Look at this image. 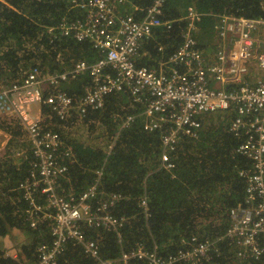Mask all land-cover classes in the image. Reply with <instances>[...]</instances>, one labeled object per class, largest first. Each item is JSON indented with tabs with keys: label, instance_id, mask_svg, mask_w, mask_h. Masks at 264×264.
<instances>
[{
	"label": "built area",
	"instance_id": "obj_1",
	"mask_svg": "<svg viewBox=\"0 0 264 264\" xmlns=\"http://www.w3.org/2000/svg\"><path fill=\"white\" fill-rule=\"evenodd\" d=\"M163 1L154 0L144 10L132 4L134 13L120 12L126 0H81L77 3L81 16L70 24L62 18L56 26L66 36L89 42L100 56L91 63L66 53L67 59L59 60V64L69 62L66 68L42 71L37 66L0 88V117L17 120L27 135L28 148L20 147L17 156L30 153L28 173L14 188L19 196L16 208L30 228L44 226L49 235L35 247V264H56L68 241L89 255L90 262L114 263L101 256L96 238L88 237L85 228L111 232L120 241L126 218L114 214L113 208L123 196L97 191L101 167L79 193L61 183L67 162L75 155L52 123V117L65 121L77 114L82 118L88 108H102L103 96L113 90L127 92L134 103L142 104V110L127 115L121 127L139 115L145 131H157L163 169L174 167L170 154L184 139L197 137L205 114L230 108H235L236 115L229 132L244 138L235 151L249 160L244 169H238L246 183L243 205L230 209V222L222 233L212 239L193 234L167 255L138 243L121 252L123 264L131 259L148 264H202L211 253L222 251L248 262L264 254V79L249 83L245 78L253 70V59L256 69L264 73V40L253 34L264 19L216 14L214 29L221 43L209 62L193 35L201 14L189 7L182 43L154 66L138 63L146 53L143 41L161 24L170 26L161 21ZM82 74L88 81L81 94L71 95L61 87ZM212 81L220 87H212ZM110 149L108 145L102 152L108 155ZM139 206L147 208L145 192ZM5 254L18 257L14 250Z\"/></svg>",
	"mask_w": 264,
	"mask_h": 264
},
{
	"label": "trees",
	"instance_id": "obj_2",
	"mask_svg": "<svg viewBox=\"0 0 264 264\" xmlns=\"http://www.w3.org/2000/svg\"><path fill=\"white\" fill-rule=\"evenodd\" d=\"M80 1L0 0V86L37 66L54 71L60 58L67 59L66 53L91 63L100 56L89 42L66 36L57 27L62 18L70 24L81 16L83 10L77 5ZM153 1L126 0L120 12L130 9L137 13L132 4L144 10ZM189 7L201 14L194 25L204 33L210 32L216 14L264 19V0H165L161 4V21H168L170 26L161 24L150 39L143 41L146 53L138 63L154 66L182 43ZM67 65L69 62L64 61L60 67ZM87 81L88 76L82 74L62 85L69 94L76 95L83 92ZM142 108L127 92L113 90L103 96L102 108H88L81 121L77 114L65 121L52 117L53 128L75 155L67 162L61 183L79 193L94 181L95 170L101 167L97 191H114L123 196L113 208L114 214L126 218L120 241L111 232L85 228L88 237L96 238L101 256L112 259L113 264H123L121 252L138 243L146 249L156 247L158 254L167 255L177 251L181 239L193 234L201 239L216 237L228 227L230 209L243 205L246 193V183L238 169H244L249 160L235 151L244 138L229 132L231 120L213 124L212 119L205 121L209 113L205 114L197 137L184 139L170 154L174 167L168 171L161 167L159 134L145 131L141 116L121 127L127 115L138 114ZM228 111L233 119L235 108ZM0 129L8 135L0 153V236L15 229L32 235L20 245L17 259L0 248V264H35V247L49 235L44 226L30 228L16 208L19 196L14 188L29 168L30 153L27 157L17 156L26 132L17 120L10 122L2 117ZM105 145H111L108 155L101 150ZM144 192L146 210L139 206ZM216 246L223 248L221 243ZM56 264L96 263L68 241ZM128 264L148 263L131 259ZM202 264H264V254L247 262L222 251L211 253Z\"/></svg>",
	"mask_w": 264,
	"mask_h": 264
},
{
	"label": "rangeland",
	"instance_id": "obj_3",
	"mask_svg": "<svg viewBox=\"0 0 264 264\" xmlns=\"http://www.w3.org/2000/svg\"><path fill=\"white\" fill-rule=\"evenodd\" d=\"M194 10L196 11V9H194ZM214 18H215V20H214V25H215L218 18L216 15ZM214 25L211 27L210 32L204 33V32H201V30L197 29V28L193 32V35L195 36V38L197 39V41L200 44L199 46H200L201 51L203 52L204 57L209 62L214 60L216 51H217V49L221 43L220 39L218 38V36L216 34V29H214ZM253 34H254V36L264 40V24H260L259 28ZM64 57H67V56L64 55ZM251 61L253 62L255 60L253 59ZM254 64H255V62H254ZM250 65H251V62H250ZM60 66H61V64H59V62H58L57 63V69L61 68ZM46 70H50V69L45 67L44 71H46ZM253 73H254V71L251 70L250 72H248L247 75H245V78H247L249 83L253 82V78H252ZM258 73H260V74H262V76H264V73H262V72H258ZM211 86L215 87V88L220 87V85L215 81L211 82ZM1 87L2 86H0V88ZM61 87L63 88L64 84L63 85L61 84ZM231 114H232L231 111H228V110L215 111V112H212V113H209L208 115H206L205 121L212 119L213 124H215V123L218 124L220 122H224V124H225L228 121L232 120ZM74 115L72 117H74ZM82 118L79 117L78 120L81 121ZM0 133L6 135L7 137L6 136L5 137L8 138V135L2 129H0ZM24 138H25V140L21 141L23 144L20 147L27 146V148H28V139H27L26 134H25ZM3 145H2V147H3ZM107 147H108L107 145L101 146V150L106 149ZM1 152H2V150L0 151V153ZM28 235H29V237H32L31 233H29V232H28ZM28 235L24 231H20L18 229H15V231H12L11 234L3 237V242L0 243V248L5 249L6 252H10L12 250L17 252V251H19L20 245L22 243H27V241L29 240Z\"/></svg>",
	"mask_w": 264,
	"mask_h": 264
},
{
	"label": "crops",
	"instance_id": "obj_4",
	"mask_svg": "<svg viewBox=\"0 0 264 264\" xmlns=\"http://www.w3.org/2000/svg\"><path fill=\"white\" fill-rule=\"evenodd\" d=\"M251 65H252V69L254 71V73L252 74V78H253V82L252 83H256L257 81L264 79V76H262V74L258 73L260 71L258 69H256V63L254 64V62H251ZM5 136L6 135L0 133V137H1L0 138V151L2 150V145L6 141V137L7 136L6 137ZM3 237L4 236H0V243L3 242Z\"/></svg>",
	"mask_w": 264,
	"mask_h": 264
}]
</instances>
